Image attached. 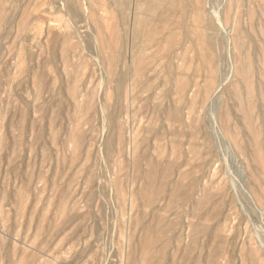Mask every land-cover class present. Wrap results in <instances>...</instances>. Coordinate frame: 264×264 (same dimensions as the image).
<instances>
[{
  "label": "rangeland",
  "instance_id": "rangeland-1",
  "mask_svg": "<svg viewBox=\"0 0 264 264\" xmlns=\"http://www.w3.org/2000/svg\"><path fill=\"white\" fill-rule=\"evenodd\" d=\"M0 264H264V0H0Z\"/></svg>",
  "mask_w": 264,
  "mask_h": 264
}]
</instances>
